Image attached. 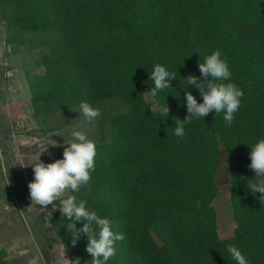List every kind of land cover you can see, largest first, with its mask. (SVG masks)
<instances>
[{"label":"trees","instance_id":"16d2710c","mask_svg":"<svg viewBox=\"0 0 264 264\" xmlns=\"http://www.w3.org/2000/svg\"><path fill=\"white\" fill-rule=\"evenodd\" d=\"M0 15L6 46L26 47L33 59L23 72L41 134L63 129L43 123L81 102L111 110L97 119L110 129L101 123L89 185L61 197L85 200L125 236L107 264H236L230 244L249 264H264V205L247 189L255 177L250 147L264 139V0H0ZM216 49L232 73L224 83L244 92L241 106L230 127L213 110L177 137L175 118L187 115L180 79L200 77L198 64ZM156 64L177 79L153 97L154 108L146 95ZM187 90L203 102L196 88ZM221 147L235 220L225 238L213 206ZM50 222L72 260L91 264L87 236L73 245L71 221L58 208ZM0 264H13L3 245Z\"/></svg>","mask_w":264,"mask_h":264},{"label":"clouds","instance_id":"9594fccd","mask_svg":"<svg viewBox=\"0 0 264 264\" xmlns=\"http://www.w3.org/2000/svg\"><path fill=\"white\" fill-rule=\"evenodd\" d=\"M221 55V51L216 49L204 58L203 63L198 64L200 77L189 74L186 78L180 79V85L185 88L187 115L182 120L175 118V136L183 138L185 124L192 123L194 119H204L213 110L216 114L224 112L223 118L226 124L229 127L232 125L235 113L241 106L244 92L235 83H224L231 81L232 73L227 61L222 59ZM149 79L154 83L150 92L155 97L159 91L170 88V81L177 77L163 65L156 64ZM189 86L199 91L202 103H198L196 97L187 90ZM79 109L89 122L101 116L100 109L93 108L88 102H81ZM169 111L167 105L161 109L165 117L168 116ZM50 144L63 147V158L45 163L40 160L41 152L36 161L28 165L32 167L34 173L33 180L27 185L31 204L39 205L41 212H47V216H51V211H48L49 205L52 206V211L58 208L62 217L71 221L67 223L66 228L71 233L72 244L75 245L81 233L85 234L86 251L92 256L91 264H107L116 255V242L124 240L125 236L112 230L113 223L110 219L102 218L95 211L88 210L85 200H78L75 195L61 199L65 193L79 192L81 187L89 185L92 179L91 172L95 171L96 144L82 131H73L71 139H65L62 145L53 140ZM249 158L248 168L255 173V177L249 180L247 189L253 195L259 192L261 195L258 200L264 205V139H259L250 147ZM57 200L59 205L54 206ZM78 221L84 222L82 228L77 229ZM227 251L236 264H249L248 259L236 246L228 245ZM63 255L65 264H75V261L66 258L65 248Z\"/></svg>","mask_w":264,"mask_h":264},{"label":"rangeland","instance_id":"374dc122","mask_svg":"<svg viewBox=\"0 0 264 264\" xmlns=\"http://www.w3.org/2000/svg\"><path fill=\"white\" fill-rule=\"evenodd\" d=\"M5 44V45H4ZM6 43H5V24L1 19L0 15V91L5 92L9 90V88L13 85L9 76H12L13 71L11 69H7L5 66H10L12 63L8 60V56H6ZM8 48V47H7ZM26 56H30V52L26 47L21 48ZM20 58V56H19ZM33 61L30 60V63ZM5 76V77H4ZM146 99L152 103L154 108H157V103L155 102L153 96L151 94L146 95ZM112 104L111 102H109ZM109 105V104H108ZM12 107L9 105L4 106L2 110L6 112V117L9 119V126L12 130L16 131V124H13L9 112ZM99 109L101 111V116H104L105 113L111 112L110 109L104 108L103 104L99 105ZM1 110V111H2ZM2 116V115H1ZM100 116V117H101ZM98 117V118H100ZM5 118V116H4ZM97 118V119H98ZM95 119L92 122L87 121V119L80 113V109H74L70 112H62L53 115L48 119L47 122L43 123V126L46 128L63 127V129L53 130L47 132L45 137V143L42 144V158L44 160H56L55 155L63 158V147L53 146L52 140L56 141L57 144H63L65 139H71V133L73 131H82L85 132L89 139L95 141H101L104 136V132L101 129V123L105 130L110 129V123L107 121L98 122ZM73 123V124H69ZM24 124L27 129H38L37 125L31 120L24 121ZM65 124L67 126H65ZM5 125V124H4ZM65 126V127H64ZM5 128V126H3ZM32 132V131H27ZM15 136V132L13 133ZM1 136V134H0ZM17 138V136H16ZM109 138V136H107ZM44 141H42L44 143ZM34 142V141H33ZM1 147V146H0ZM2 149V148H1ZM0 149V150H1ZM46 149V151H44ZM44 151V152H43ZM40 151H37L35 156L38 157ZM40 156V157H41ZM44 160H42L44 162ZM22 164L20 161V155L18 152L14 153L12 157L5 156L3 151H0V245H5L8 248V245L12 244L13 239L21 238L24 239L26 235L30 234L31 220L34 219L36 221H41L42 219L46 220L47 212H41L40 206L36 204H31L30 193L25 191L23 194L17 192L15 188L11 184V180L9 178V168L18 167ZM9 183V184H8ZM216 183L218 185V193L216 198L213 201V206L215 207L217 217H218V233L221 238L229 237L234 233L235 228V220L233 216V208L232 202L230 199V163L229 158L226 151L221 147L219 152V168L216 174ZM22 195V197L20 196ZM21 197V199H20ZM48 211H52V206H48ZM47 216V217H46ZM31 235H29V238ZM26 241V240H24ZM11 248V247H10ZM10 250V249H9ZM64 252V250H63ZM16 254V253H15ZM11 254L12 256H17L22 264H44L42 255L38 249L35 251H31L27 253L23 250L17 252V254ZM66 258L70 259L67 254V250H65ZM58 261L53 264H65L64 255ZM19 261V262H20ZM74 261V260H72ZM75 264H77L75 262Z\"/></svg>","mask_w":264,"mask_h":264},{"label":"crops","instance_id":"0c3cea01","mask_svg":"<svg viewBox=\"0 0 264 264\" xmlns=\"http://www.w3.org/2000/svg\"><path fill=\"white\" fill-rule=\"evenodd\" d=\"M6 56H8L7 58L10 60L12 65L11 67H5L13 71L12 76H9V78L12 83H14L9 90H6L5 92L0 91V149L2 148L1 150L3 151V154L9 157H12V155L16 152L19 153L22 164L18 167L9 168V178L15 190L20 192V194H23L25 191L29 193L27 185L34 178L33 169L28 165L36 161L37 156L35 155L37 154V151L42 152V144L44 145L46 143L44 141L45 137L42 136L41 131H39L40 128L37 122L31 115L32 108L30 103V90L23 72L24 66L29 64L30 60H32L31 56H26L25 58V54L22 50L13 53L7 47ZM6 105L12 107L9 115L12 123L17 125L16 131L12 130L9 126V119L6 117L7 113L2 110V108ZM29 120L33 121L35 125H37L38 129L30 130L24 127V121ZM3 126H5V128ZM27 131L32 132L28 133ZM14 132L16 134L15 136L13 135ZM42 141H44V143ZM55 157L56 159H62V157L60 158L58 155H55ZM40 160H44V157L42 158L41 156ZM44 162L51 163L53 160L49 161L47 159L44 160ZM20 196L22 197V195ZM51 216H48L46 220L45 218L41 221H36L34 219L31 220L32 229H30V238L29 235H26L24 239H13L12 244L10 245L11 248L9 245L8 248L4 245L13 264L23 263L17 256L11 255L12 253L17 254L18 250L30 253L31 251L38 249L42 255L44 264H53L56 261L60 263L59 259L63 256V250L65 248L70 259H72L70 247L65 246L61 242L60 237L51 225Z\"/></svg>","mask_w":264,"mask_h":264}]
</instances>
